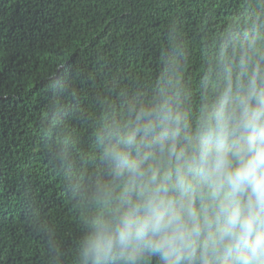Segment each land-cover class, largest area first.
<instances>
[{
  "label": "trees",
  "instance_id": "trees-1",
  "mask_svg": "<svg viewBox=\"0 0 264 264\" xmlns=\"http://www.w3.org/2000/svg\"><path fill=\"white\" fill-rule=\"evenodd\" d=\"M252 34L264 0H0V264H78L105 117L150 97L170 59L195 114Z\"/></svg>",
  "mask_w": 264,
  "mask_h": 264
},
{
  "label": "clouds",
  "instance_id": "clouds-1",
  "mask_svg": "<svg viewBox=\"0 0 264 264\" xmlns=\"http://www.w3.org/2000/svg\"><path fill=\"white\" fill-rule=\"evenodd\" d=\"M205 80L194 114L170 59L105 117L78 264H264V43L246 36Z\"/></svg>",
  "mask_w": 264,
  "mask_h": 264
}]
</instances>
